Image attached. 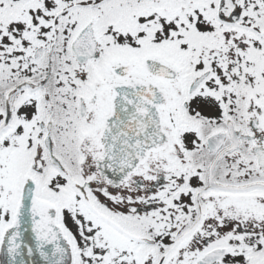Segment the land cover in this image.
I'll return each mask as SVG.
<instances>
[{"label":"snow or ice","instance_id":"obj_1","mask_svg":"<svg viewBox=\"0 0 264 264\" xmlns=\"http://www.w3.org/2000/svg\"><path fill=\"white\" fill-rule=\"evenodd\" d=\"M0 264H264V0H0Z\"/></svg>","mask_w":264,"mask_h":264}]
</instances>
